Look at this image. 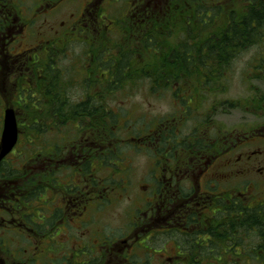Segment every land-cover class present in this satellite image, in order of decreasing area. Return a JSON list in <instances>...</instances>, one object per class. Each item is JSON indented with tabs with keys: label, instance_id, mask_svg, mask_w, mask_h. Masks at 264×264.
<instances>
[{
	"label": "trees",
	"instance_id": "obj_1",
	"mask_svg": "<svg viewBox=\"0 0 264 264\" xmlns=\"http://www.w3.org/2000/svg\"><path fill=\"white\" fill-rule=\"evenodd\" d=\"M222 1L161 0L159 5L153 1L145 10L138 11L136 7L129 10L124 18L109 17L108 19L119 22L120 41H104L107 44L105 50L96 54L91 48L84 54L85 57L81 56V66L84 67L81 68V73H84L77 83L70 82L72 80L69 74L52 60L47 66L41 67V76H45L47 83L39 80L32 89V85L28 83L25 84V89L19 90L20 98L25 101L22 108L26 121L23 125L27 126L29 136L23 149L31 151L28 147H33L32 153L28 151V156H32L33 160L43 156L41 153L45 148L51 149L54 154L67 156L64 151L67 141L77 139L82 132L92 129L95 132L94 139L105 146L103 152L98 150L95 159L99 168L103 165L121 167L113 162L121 161L125 149L132 147L137 150L141 146H129L126 140L129 136L123 135L122 131L133 129L118 125L123 114L121 110L117 111L112 107L110 102L115 101L116 94L134 91L139 86H143L151 95L167 94L178 104L177 115L171 114L158 121L164 126L169 123L172 126L165 131L162 143L165 144L167 139V146L171 141L176 146L172 153L180 145L187 146L189 137L182 133L181 124L193 119L194 110L198 109L195 104L197 98L190 93L202 88L217 90L219 93L222 91L218 86L219 80L229 70L236 55L256 44H264V3L256 7L252 4L256 0H242L249 4H244L241 8L232 6L226 9ZM125 2L121 0L117 3L124 7ZM175 5L179 6L176 8ZM100 36L102 41L106 33ZM70 45L65 44V51L69 50ZM60 55L62 57L64 54ZM41 76H37V79H41ZM191 83L194 86L188 89ZM78 87L79 96L74 99L73 88ZM220 105L224 106L225 103L217 101V108ZM78 116L81 117L80 127L72 120ZM210 118L198 117L197 120L207 121ZM124 119V122L130 121L128 115ZM47 134L55 137L45 140ZM213 135L214 133H210L209 136ZM122 138H125L124 142ZM163 144L161 151L168 152ZM55 177L56 173L49 177L52 187ZM66 178V185L73 182L69 177ZM41 180L42 175L37 182L40 183ZM94 181H97L99 189L107 187L101 176L95 177ZM41 185L38 187L40 193L46 188ZM239 192H242L239 198H227L222 203L224 209L221 211L207 212L209 216L206 218L210 220L204 229L201 228L204 225L196 224L200 228L189 233L169 229L161 233L152 231L138 234L140 238L134 244L137 254L129 256L126 264H155V253H160V249L155 248L152 243L156 237H165L164 241L176 240L179 248L175 255L166 257L167 262L161 264H264V208L258 211L251 208L244 190ZM32 197L36 202L39 195L35 193ZM98 198L104 199L102 196ZM110 200L112 202L113 199ZM99 201L106 202L102 199ZM139 216L140 213L135 210L130 213L126 227L128 232L137 228ZM193 217L196 218L197 215L193 214ZM109 232L106 229H100L99 233L91 232L92 237L98 238V243L86 242L84 239L91 236L85 235L80 239L82 246L72 249L69 244L64 250L60 248L63 244H57L55 235H48L45 231L38 232L45 247L49 241L47 251L50 253L47 252V256L43 258V264H74L73 257L79 264H106L102 260L106 259L107 249L110 253L114 247L112 252H116L115 256H118L120 252L115 244L128 234L122 233L114 238ZM24 241L26 245L28 242L24 239L23 244ZM151 247L156 249L153 254ZM169 257L171 261L167 259ZM29 264H39V260L35 256Z\"/></svg>",
	"mask_w": 264,
	"mask_h": 264
},
{
	"label": "flooded vegetation",
	"instance_id": "obj_2",
	"mask_svg": "<svg viewBox=\"0 0 264 264\" xmlns=\"http://www.w3.org/2000/svg\"><path fill=\"white\" fill-rule=\"evenodd\" d=\"M36 1L37 6L28 4L26 0H0V142L7 109L14 111L18 132L13 148L0 158V264H29L35 256L39 264H43V258L49 252L47 251L49 241L46 242L45 247V243L39 239L38 232L45 231L48 235H55L57 244H63L61 250L66 249L64 247L69 244L72 249L82 246L74 245L72 240H80L82 236L91 235L97 213L111 204L109 192L119 186L127 190L126 183H128V177L123 174L127 171L126 168L105 165L99 168L95 159L98 150L103 152L105 146L94 139L95 132L92 129L82 132L77 139L67 141L64 146L67 148V151L64 148L67 156L54 154L51 149L45 148L41 153L43 156L33 160L32 156H28L29 150L23 149L29 136L27 126L23 125L26 116L19 114V109L23 112L22 107L25 104L24 99L20 98L19 90L25 89L24 86L28 83L32 85L30 87L32 89L39 80L47 83L45 76H41L42 68L47 66L50 60L57 63V60L62 59L63 56L61 57L60 54L66 53L65 44L74 42L73 38H64L70 31L64 22H60L55 28L51 26L53 29L51 31L56 33L54 38H43L35 46L18 49L25 37L30 38L35 35L34 24L37 17L42 13L48 15L55 12L66 3L62 0ZM69 1L71 0H67V3ZM119 1L121 0L85 2L80 19L85 28L83 26L80 28L85 33L94 32L87 39L93 37L92 40L97 42V34H102L107 26L104 23L107 22L108 15L101 11L102 5H118ZM125 1L124 6H127L128 11L136 8L138 11L145 10L153 1L157 5L161 4V0ZM239 2L241 6L249 4L242 0ZM262 2L264 3V0H256L252 4L259 7ZM178 6L175 5L176 8ZM74 32L72 31V34ZM257 46L259 47L257 52L262 56H259L255 69L264 75V44ZM37 76H41V79H37ZM249 107L250 105L247 106ZM255 110L254 112L259 113V117L263 118L260 122L262 124L242 132L226 131L221 125L208 122L209 119L204 136L200 138L195 134L187 135L189 146L180 145L173 153L171 151L176 146H173L171 141L167 146V139L164 140L165 144L162 143L165 131L168 127L172 128L170 123L164 126L159 122L151 121L153 124L151 122L148 126L145 124L141 127V131L133 128V125L128 126L134 131V133L130 131L126 139L129 146L139 145L142 149L152 150L157 155L161 152L163 144L167 148L166 151H169L162 154L164 160L162 163L161 158L154 156L156 162L149 177L150 184L145 185L149 191L143 195L142 206L135 209V212L140 213L139 219L137 218V228L129 230L128 234L120 239V244H115L120 252L116 256V264H126L129 256L137 254L134 244L139 240L140 233L146 234L152 231L161 233L169 229H179L189 233L200 228L195 226L196 224L204 225L201 227L204 229L210 220L206 218L207 212L214 213L224 209L222 203H225L227 198H239L242 195L239 191L243 189L248 200L246 187H242L241 183L235 182L229 187L226 186L227 181L231 180L225 178V169L233 161L240 163L248 160L252 169L250 171L256 177L254 183L264 178V103ZM80 119L79 116L72 118L77 127H80ZM221 131H223L222 135H219L217 132ZM212 132L214 135L211 137L209 135ZM124 141L125 138H122V142ZM28 148L32 153V145ZM14 154L17 156L16 159H13ZM102 168L109 171V174L103 176L107 187L99 189L97 181L94 180L99 176V170ZM55 173L54 188L49 184V177L51 178ZM41 175L42 180L38 183L37 180L39 181ZM66 177L73 182L66 185ZM114 183L117 186H113ZM41 184L46 188L40 193L38 187ZM35 193L39 195L36 202L32 197ZM99 196L104 199L98 198ZM99 199L106 202L100 203ZM24 203L26 206H23ZM248 203L251 208L258 211L264 208V196L254 202L248 200ZM193 214L197 217L194 218ZM61 234L65 236L60 237ZM24 239L28 242L26 245L25 241L23 244ZM171 243L177 253L179 250L177 241ZM113 249L114 247L111 248L110 253ZM108 251L107 249L106 256L109 254ZM167 259L171 261L170 257ZM153 262L161 264L162 259H155ZM73 263H78L74 257Z\"/></svg>",
	"mask_w": 264,
	"mask_h": 264
},
{
	"label": "rangeland",
	"instance_id": "obj_3",
	"mask_svg": "<svg viewBox=\"0 0 264 264\" xmlns=\"http://www.w3.org/2000/svg\"><path fill=\"white\" fill-rule=\"evenodd\" d=\"M86 1L87 0H71L68 3L66 2L55 12H51L48 15L42 13L39 17H37L34 24L35 35L30 38L25 37L21 47L18 49H25L32 45L35 46L38 44V41H41L43 38H54L56 33L51 31L53 30L51 29V26L52 28H55L60 22H64L65 26L67 25L68 30L70 31L64 36V38H73L74 42L71 43L69 50L66 51L62 59L57 60L58 58H56V65H58L61 69H64L69 74L72 80L70 82L77 83L76 81L81 80L82 74L84 73H81V56H84V54L86 55L87 51L91 48L96 54L100 52V50H105L107 48L106 43H109L111 40L120 41L118 37L121 33V28L117 26L119 22L117 20L112 21L108 19L107 22L104 23L107 26H104L105 30L102 33H106V37L109 39H106L105 37L101 41L99 33L97 34V37L99 38L97 42L92 40L93 37L87 39V37L94 34V32L90 33L87 31L85 33V31L80 28L82 26L84 27V25L81 24L80 19L82 17L81 13L83 12ZM26 2L30 5L37 6L36 0H26ZM222 5H224V8L226 9L232 6L236 8L237 6L241 7L239 0H223ZM101 8V11L108 15V18H124V15L129 12L126 6L123 7L117 4H111V6L103 4ZM90 29L93 30L92 28H89V30ZM72 31L75 32L72 34ZM100 41L101 44L99 45L98 43ZM258 48L259 47L257 45L252 46L251 48L243 51V53L236 55V58L230 64L229 70H227L224 77L219 80L218 86L222 90L219 93H217V90L212 91L205 88L190 93L196 96L195 98H197V102H195V104L198 109L195 108L193 119L187 121L184 125L181 124L182 133L189 136L195 134L197 137L201 138L206 132L208 122L221 125V128H224L226 131L235 130L238 132L246 131L253 126L255 127L262 124L260 122L263 118L259 117V113L254 112L256 111V108L261 107L264 103L262 102L264 100V75H262L259 71L257 72L255 69V66L258 64L259 56H262L258 54ZM193 86L194 83H191L188 89H191ZM73 93V98L76 99L79 96V90L77 88H73ZM114 99L115 101H111L110 105L117 111L121 110L123 114L122 118L119 120V126L125 125V127H127L129 125H133V128L141 131V127L145 124L148 126V123L152 120L156 123L163 117H169L171 114L177 115V103L173 102L170 96L167 94L161 96L151 95L146 89H144L143 86H139L138 89L131 92L126 91L123 94L118 93L115 95ZM256 99L260 100L257 101ZM217 101L225 103V105H220V107L217 108ZM226 102L233 105L228 106ZM248 105H250L249 108H247ZM19 114H23L21 109H19ZM203 114H205V116H203ZM126 115H128L130 121L124 122L126 120L124 119ZM198 117L210 118V121H199L197 120ZM151 124L153 123L151 122ZM122 132L125 136L130 135V131L127 132L125 129ZM222 132L223 131L217 133L222 135ZM52 136L55 137L53 134H47L45 140H50ZM161 152L156 155L154 154V151H148L145 149L136 150V148L129 147V149H125L119 163L117 161L113 162L117 164V166L120 164L121 167L123 166L127 169V171L123 173L128 177V183H126L127 190L119 186L109 192V196L113 200L107 208H104L97 213L95 220L96 223L93 225V229L91 231L93 234L96 231L99 233L100 229H106L110 231L109 233L112 234L111 236L116 238L122 233L124 235L128 232V228L126 227L128 225L130 213L137 207L142 206L143 195L149 191L145 185L150 184L149 177L156 162L154 156L158 159L161 158V163L164 162L162 155L164 152ZM16 158L17 156L14 154L13 159ZM249 162L250 161L248 160L240 163L233 161L230 163L229 167L225 169V178L227 180H231L227 181V187L231 186V183L235 182H239L242 184V187H246L248 200L254 202L264 196V178L260 181L258 180L256 184L254 183V178L256 177L254 173L250 171L252 169ZM108 174L109 171L104 168L99 170V176L101 177ZM113 186H117V184ZM64 234H61L60 237H64ZM88 236L91 237H86L87 240L84 239L86 242L98 243V238L96 236L92 237V234ZM164 239L165 237H163V239L156 237L152 240V243L155 248L160 249V253H155L156 255L154 258L156 260L162 259V262L166 263V257L175 255L176 248L171 241H164ZM72 243L74 245L83 244L82 241L77 239H73ZM114 243H116V241ZM117 243L120 244V241H117ZM151 248L153 254L156 249L153 247ZM115 255L116 252L109 253L106 256V259L108 260L104 258L102 263L107 262L106 264H116L117 257ZM242 264L245 263L243 262Z\"/></svg>",
	"mask_w": 264,
	"mask_h": 264
},
{
	"label": "water",
	"instance_id": "obj_4",
	"mask_svg": "<svg viewBox=\"0 0 264 264\" xmlns=\"http://www.w3.org/2000/svg\"><path fill=\"white\" fill-rule=\"evenodd\" d=\"M4 116V128L0 142V158L5 156L13 148L18 134L14 111L7 109Z\"/></svg>",
	"mask_w": 264,
	"mask_h": 264
}]
</instances>
